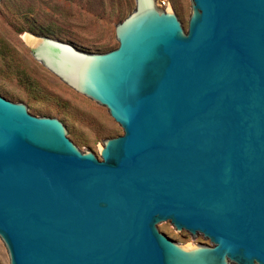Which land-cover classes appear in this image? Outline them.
Masks as SVG:
<instances>
[{"label":"water","instance_id":"95a60500","mask_svg":"<svg viewBox=\"0 0 264 264\" xmlns=\"http://www.w3.org/2000/svg\"><path fill=\"white\" fill-rule=\"evenodd\" d=\"M190 2L185 30L135 0L105 52L29 20L36 60L122 133L84 151L71 120L0 93L9 264H264V0Z\"/></svg>","mask_w":264,"mask_h":264},{"label":"rangeland","instance_id":"374dc122","mask_svg":"<svg viewBox=\"0 0 264 264\" xmlns=\"http://www.w3.org/2000/svg\"><path fill=\"white\" fill-rule=\"evenodd\" d=\"M155 1L159 7L172 8L186 30L190 0ZM134 8L135 0H1V95L12 92L16 101L31 104L34 115L71 120L80 130L75 142L98 155L104 139L121 134L122 128L105 106L73 91L41 65L22 35L34 36L29 20L37 18L59 34L71 33L94 52H105L118 44L115 24ZM157 228L182 245L208 244L200 235L176 231L168 221L157 223ZM0 264H9L1 239Z\"/></svg>","mask_w":264,"mask_h":264},{"label":"bare ground","instance_id":"6f19581e","mask_svg":"<svg viewBox=\"0 0 264 264\" xmlns=\"http://www.w3.org/2000/svg\"><path fill=\"white\" fill-rule=\"evenodd\" d=\"M23 39L26 41V43H28L30 46H34L36 39L28 34H23Z\"/></svg>","mask_w":264,"mask_h":264}]
</instances>
